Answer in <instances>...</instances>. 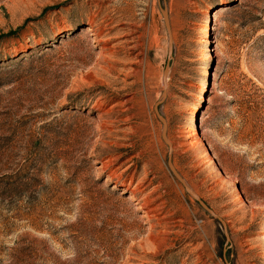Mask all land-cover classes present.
<instances>
[{"label":"rangeland","instance_id":"1","mask_svg":"<svg viewBox=\"0 0 264 264\" xmlns=\"http://www.w3.org/2000/svg\"><path fill=\"white\" fill-rule=\"evenodd\" d=\"M0 264H264V0H0Z\"/></svg>","mask_w":264,"mask_h":264},{"label":"water","instance_id":"2","mask_svg":"<svg viewBox=\"0 0 264 264\" xmlns=\"http://www.w3.org/2000/svg\"><path fill=\"white\" fill-rule=\"evenodd\" d=\"M162 12H163V15H164V18H165V22H166V25H167V27H168V29H169V31H170V23H169V18H168V14H167V12H166V10H165V8H162ZM171 42H172V40H171ZM171 53H172V47H171V51H170V56H169V60L171 59L170 57H171ZM168 68H169V65L167 66V68H166V70H165V74H164V79L166 80V78H167V73H168ZM164 97H165V95H164ZM162 102V100L161 101H159L158 102V104L156 105V111H157V114H158V116H159V118H161V120L164 122V124H165V130H164V136H165V139H166V141L168 142V144L170 145V147L172 148V145H171V143L169 142V140L166 138V122H165V119H164V117L160 114V112H159V109H158V106H159V104ZM169 166H170V168H171V170L175 173V175L181 180V182L184 184V186L186 187V189H187V191L194 197V198H196L201 204H202V206H204L207 210H209L210 212H212L213 213V211L208 207V205L194 192V191H192L189 187H188V185H187V183L185 182V180L180 176V174L177 172V170L175 169V167H174V165H173V163H172V153L170 152V154H169Z\"/></svg>","mask_w":264,"mask_h":264},{"label":"bare ground","instance_id":"3","mask_svg":"<svg viewBox=\"0 0 264 264\" xmlns=\"http://www.w3.org/2000/svg\"><path fill=\"white\" fill-rule=\"evenodd\" d=\"M94 22V21H93ZM94 24V23H93ZM99 101V100H98ZM177 133H178V135H177V137H178V139H180L181 140V145H184L185 144V141H186V138H187V136L189 135L188 133H189V130L186 128V127H184V126H180L179 127V129L177 130ZM188 145V144H187ZM207 154V153H206ZM97 171V170H96ZM228 180V179H227ZM225 181V180H224ZM234 184V183H233ZM235 185V184H234ZM233 185V186H234ZM237 185V184H236ZM230 187V186H229ZM228 187V188H229ZM240 191V190H239ZM237 192V191H236Z\"/></svg>","mask_w":264,"mask_h":264}]
</instances>
